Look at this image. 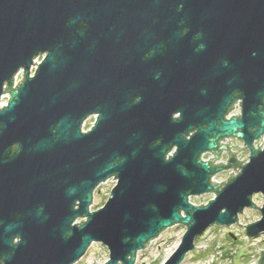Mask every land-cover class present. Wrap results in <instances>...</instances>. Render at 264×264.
<instances>
[{
    "label": "water",
    "instance_id": "water-1",
    "mask_svg": "<svg viewBox=\"0 0 264 264\" xmlns=\"http://www.w3.org/2000/svg\"><path fill=\"white\" fill-rule=\"evenodd\" d=\"M4 96L0 264H74L93 242L103 264H134L178 223L162 264H180L246 208L260 217L245 240L264 236V0H0ZM222 151L227 163H215ZM226 169L236 174L212 182ZM204 193L206 204L189 201ZM258 254L249 264H264Z\"/></svg>",
    "mask_w": 264,
    "mask_h": 264
},
{
    "label": "rangeland",
    "instance_id": "rangeland-1",
    "mask_svg": "<svg viewBox=\"0 0 264 264\" xmlns=\"http://www.w3.org/2000/svg\"><path fill=\"white\" fill-rule=\"evenodd\" d=\"M40 59L41 57L37 58V61ZM32 72L33 70H31ZM21 76L22 72L20 71L17 78L19 79ZM2 102H6L5 96L2 98ZM236 113H238L237 106L231 111V114ZM93 122L94 117H89L83 129H88ZM235 143L240 147L243 146L239 139H235ZM209 156L210 153H205L203 158L207 159ZM237 156L241 159L248 156V150H241ZM225 158L226 154L224 153L222 160ZM231 172L230 169L223 170L214 176V180L225 181ZM114 183L115 180L109 178L96 187L93 192L92 203L89 206L90 210H96L104 204ZM212 197V193H204L191 196L189 201L195 205L206 204ZM252 200L256 206L260 207L262 195L254 194ZM259 217L260 212L257 208H246L238 215V221L231 226L212 225L208 227L194 240L195 248L186 254L180 264H249L251 261L253 262L255 254L254 257L250 255L252 250L249 247L252 242L248 239V243H246L241 237L245 238L244 225L259 219ZM79 221L80 219H78ZM184 230L185 226L180 223L164 229L146 248L137 251L134 264H162L178 246ZM257 244L264 249V242ZM107 259L106 247L99 242H93L86 253L74 264H103Z\"/></svg>",
    "mask_w": 264,
    "mask_h": 264
},
{
    "label": "built area",
    "instance_id": "built-area-1",
    "mask_svg": "<svg viewBox=\"0 0 264 264\" xmlns=\"http://www.w3.org/2000/svg\"><path fill=\"white\" fill-rule=\"evenodd\" d=\"M37 58H39V57H37ZM37 58L35 59V62L37 63V62H39V61H37ZM34 67V66H33ZM32 67V70L34 69ZM20 72H18L15 76H14V79H13V85L15 86L16 85V83L18 82V81H20L21 80V78H22V76L18 79L17 78V76H18V74H19ZM3 104H5L4 102H2V100H1V103H0V105L2 106ZM238 107V113H236V114H239V112H240V106H239V102H236L235 104H234V106H233V109L235 108V107ZM232 109V110H233ZM231 110V111H232ZM231 111L229 112V114H228V116L227 117H229V116H231V115H236V114H231ZM237 139V138H236ZM262 140V141H261ZM261 140H260V142L258 143V145L260 146V145H264V144H261V143H264V134H263V136H262V138H261ZM226 141V143H228V139H224V140H222L221 141V143H224ZM234 142H235V139H234ZM257 144V142H255L254 143V145H256ZM242 145H243V143H242ZM262 146H260V147H262ZM235 149L233 148H231V150L230 151H234ZM206 153H210V152H206ZM226 154V158H225V160H222V156H223V154ZM170 154V153H169ZM205 154V153H204ZM203 154V155H204ZM203 155H202V159L203 160H209V158H213V155L210 153V156L207 158V159H204L203 158ZM237 155H238V153H237ZM246 157V156H245ZM244 157V158H245ZM244 158H242V159H244ZM228 159V153L226 152V151H222V153H221V156H220V158L219 159H217L216 161H215V163H219V162H221V163H223V164H226L227 163V160ZM237 159L238 160H242L241 158H238V156H237ZM227 170H229V169H227ZM233 173H232V175H235L236 174V170H234V169H230ZM215 176V175H214ZM214 176L211 178V180H212V182L213 181H215L214 180ZM229 176V175H228ZM226 181V180H225ZM215 182H218V181H215ZM77 222H78V220H77ZM260 238H264V236H260ZM195 248V247H194Z\"/></svg>",
    "mask_w": 264,
    "mask_h": 264
},
{
    "label": "flooded vegetation",
    "instance_id": "flooded-vegetation-1",
    "mask_svg": "<svg viewBox=\"0 0 264 264\" xmlns=\"http://www.w3.org/2000/svg\"><path fill=\"white\" fill-rule=\"evenodd\" d=\"M233 106L234 105H232V109H233ZM231 109V110H232ZM93 116V115H92ZM92 116H90V117H92ZM94 117V122H95V120H96V117L95 116H93ZM88 119V118H87ZM86 119V120H87ZM86 120L84 121V123H83V125H82V131H87V130H89L90 129V127L92 126H90L88 129H83V127H84V124H85V122H86ZM93 122V123H94ZM92 123V124H93ZM241 141V140H240ZM230 151V150H229ZM227 170V169H226ZM222 172V171H221ZM242 238V240H244L246 243H248V240H245V238L244 237H241ZM250 241L252 242V243H250L251 245L249 246L250 248H251V254L250 255H252V257H254V254H255V260H256V258L258 257V249L259 248H261L257 243H259V244H262V242H264V238H260V237H257V238H253V239H250ZM253 253V254H252ZM243 256H245V255H243ZM252 262V261H251Z\"/></svg>",
    "mask_w": 264,
    "mask_h": 264
}]
</instances>
